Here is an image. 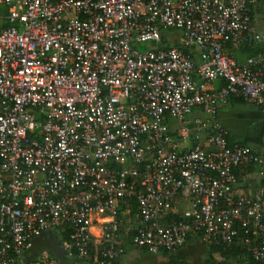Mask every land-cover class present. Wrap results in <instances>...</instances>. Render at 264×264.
Wrapping results in <instances>:
<instances>
[{
  "label": "built area",
  "instance_id": "2783aa9c",
  "mask_svg": "<svg viewBox=\"0 0 264 264\" xmlns=\"http://www.w3.org/2000/svg\"><path fill=\"white\" fill-rule=\"evenodd\" d=\"M261 3L0 0V264H58L30 258L47 232L69 264L195 236L264 264V140L230 143L217 118L230 98L264 112Z\"/></svg>",
  "mask_w": 264,
  "mask_h": 264
},
{
  "label": "crops",
  "instance_id": "0c3cea01",
  "mask_svg": "<svg viewBox=\"0 0 264 264\" xmlns=\"http://www.w3.org/2000/svg\"><path fill=\"white\" fill-rule=\"evenodd\" d=\"M251 21L256 31L264 34V3L259 4L257 7L251 9ZM219 82H214L213 87H218ZM218 121L227 131V134L232 137V142H237L235 139H240L242 136L249 138L252 143H248L240 139L242 144L247 146H258L264 140V123L263 112L252 104L245 103L243 105L226 104L217 115ZM252 126V130H248ZM230 142V143H232ZM254 148V149H256ZM236 178L239 182H242V190L245 192L257 183L256 175L253 171L248 172L247 168H239L235 171ZM185 205L181 201H175L173 203V213L179 214ZM60 235L54 232H47L39 237L36 243V250L38 252L49 253L52 255V247L59 243ZM195 239V238H194ZM188 239L182 247L171 253L175 260L185 261L189 264H201L204 260L207 250L206 245L200 239L195 240ZM51 243V247H47V243ZM59 247V245L57 246ZM60 248V247H59ZM62 259L57 260L58 264H69L68 259L64 256ZM213 254V258H216ZM118 264H167V258L162 254H147L146 252L126 247L124 255L119 259Z\"/></svg>",
  "mask_w": 264,
  "mask_h": 264
},
{
  "label": "trees",
  "instance_id": "16d2710c",
  "mask_svg": "<svg viewBox=\"0 0 264 264\" xmlns=\"http://www.w3.org/2000/svg\"><path fill=\"white\" fill-rule=\"evenodd\" d=\"M175 46L177 48H179L178 44H176ZM247 49H248V47L243 46L237 51L238 53L236 51H233V54H235L236 57L240 58L242 55V52L246 51ZM184 52H187V51L184 50ZM228 103H231L232 105H243L247 102L242 100V99H238V98H230L227 101V104ZM226 139L228 142H232L234 140L228 134L226 136ZM235 141H237L236 143H238V144H242L237 139H235ZM247 171L251 172L252 171L251 167L247 168ZM234 174H235V172H234ZM176 220H178L177 215H168L164 218V220L161 222V224H165V223H168L170 221H176ZM65 236H66L65 234H62L61 238H65ZM194 238L199 239L197 236H195V237L187 238L186 240H188V239L193 240ZM206 250H207V254H206L204 260H202L201 264H251L248 253L245 251V249H243V247L239 244V242H237L236 239L229 246H225V247L207 245ZM159 254H162L163 257L167 258V264H189L185 261L175 260L174 257L172 255H170L171 253L163 251V252H160ZM213 254L218 256V260L213 258Z\"/></svg>",
  "mask_w": 264,
  "mask_h": 264
},
{
  "label": "water",
  "instance_id": "95a60500",
  "mask_svg": "<svg viewBox=\"0 0 264 264\" xmlns=\"http://www.w3.org/2000/svg\"><path fill=\"white\" fill-rule=\"evenodd\" d=\"M263 123H264V112H263ZM39 238L36 239L33 243H32V248L29 251L30 254V258H35L36 255L39 253L36 250V243L38 242ZM59 245V243H56L55 246L52 247V255L54 256V258H56L57 260L62 259L63 255L61 254V249L59 247H57ZM49 254V253H48ZM50 255V254H49Z\"/></svg>",
  "mask_w": 264,
  "mask_h": 264
},
{
  "label": "rangeland",
  "instance_id": "374dc122",
  "mask_svg": "<svg viewBox=\"0 0 264 264\" xmlns=\"http://www.w3.org/2000/svg\"><path fill=\"white\" fill-rule=\"evenodd\" d=\"M163 34H166L167 37H168V39H171L174 45L178 44V41H175V40H174V39H176V37H177V39H178V36H177L176 33H173L172 30L167 29L166 31L163 32ZM249 104H250V103H249ZM248 130H252V126H250V128H249ZM240 139H242V140L245 141V142H248V143L250 142V143H252V142L250 141V139H249V138H246L245 136H242ZM240 139L238 138L237 140H240ZM240 142H241V141H240ZM261 143H262V142H261ZM249 147H251V148H256V146H250V145H249ZM204 244L207 246L206 243H204ZM39 253H44V252H39ZM215 257L217 258L218 256H215Z\"/></svg>",
  "mask_w": 264,
  "mask_h": 264
},
{
  "label": "flooded vegetation",
  "instance_id": "af4514ba",
  "mask_svg": "<svg viewBox=\"0 0 264 264\" xmlns=\"http://www.w3.org/2000/svg\"><path fill=\"white\" fill-rule=\"evenodd\" d=\"M51 246H52V245H51V243H50V242H48V243H47V247H49V248H50Z\"/></svg>",
  "mask_w": 264,
  "mask_h": 264
}]
</instances>
